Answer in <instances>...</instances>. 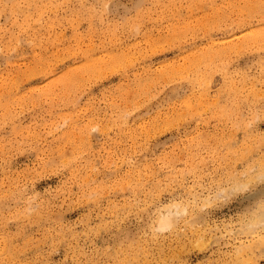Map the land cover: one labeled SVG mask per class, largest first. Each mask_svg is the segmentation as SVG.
I'll list each match as a JSON object with an SVG mask.
<instances>
[{"label":"rangeland","instance_id":"obj_1","mask_svg":"<svg viewBox=\"0 0 264 264\" xmlns=\"http://www.w3.org/2000/svg\"><path fill=\"white\" fill-rule=\"evenodd\" d=\"M262 173L264 0H0V264H264Z\"/></svg>","mask_w":264,"mask_h":264},{"label":"bare ground","instance_id":"obj_2","mask_svg":"<svg viewBox=\"0 0 264 264\" xmlns=\"http://www.w3.org/2000/svg\"><path fill=\"white\" fill-rule=\"evenodd\" d=\"M244 154H245V152H244ZM262 174H264V173H262ZM260 177V176H259ZM248 180V179H247ZM251 180V179H250ZM252 180H254V178L252 179ZM247 182V181H246ZM245 182V183H246ZM248 183V182H247ZM240 185L242 184V183H239ZM244 184V183H243ZM237 185V184H236ZM237 187V186H236ZM240 188V187H239ZM222 194V193H221ZM226 194V193H225ZM220 196V195H219ZM217 197V196H216ZM223 197V196H222ZM208 199V198H207ZM206 201V200H205ZM208 201V200H207ZM170 205V204H169ZM172 205V204H171ZM175 206H178V205H172V208L174 207L175 208ZM171 207V206H170ZM169 206H165L164 208H166L168 211H167V213L168 214H170L171 213V209L172 208H170ZM176 209V208H175ZM175 209H174V212H175ZM260 209H262L261 210V213H260V215L259 216H261V218H259V220L257 221V222H255V221H252L253 222V224L252 223H249L248 222V225L250 224V225H253V226H255L254 224H262L263 223V225H264V206H262ZM178 210V209H177ZM185 209H182V211H184ZM166 211V210H165ZM258 211V210H257ZM257 211H256V214H257ZM160 212V211H159ZM161 213V212H160ZM182 213V212H181ZM259 213V212H258ZM165 213H163L162 214V218L161 219H163L164 221L162 222V221H160L161 223H159L160 224V228H162V230H163V228H168L169 226H171L172 225V221H171V219H170V217H169V215H164ZM175 215H177V214H179L178 212H176V213H174ZM183 215V214H182ZM170 216H171V214H170ZM257 217V216H256ZM160 218V217H159ZM253 218H255V215H254V217ZM160 219V220H161ZM254 220V219H253ZM158 221V220H157ZM247 224V223H246ZM248 225H246V226H248ZM249 225V230L250 229H252V227L253 226H250ZM263 225H262V227H263ZM172 227V226H171ZM251 227V228H250ZM258 227V226H257ZM155 229H157V228H155ZM161 230V231H162ZM160 232V231H159ZM262 240H263V238H262ZM200 241V240H199ZM241 251H243V250H241ZM178 256V255H177Z\"/></svg>","mask_w":264,"mask_h":264}]
</instances>
